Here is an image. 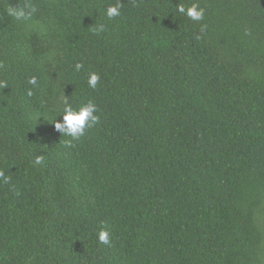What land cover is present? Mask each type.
Masks as SVG:
<instances>
[{
	"label": "trees",
	"instance_id": "trees-1",
	"mask_svg": "<svg viewBox=\"0 0 264 264\" xmlns=\"http://www.w3.org/2000/svg\"><path fill=\"white\" fill-rule=\"evenodd\" d=\"M0 173V264H264V0H0Z\"/></svg>",
	"mask_w": 264,
	"mask_h": 264
},
{
	"label": "clouds",
	"instance_id": "clouds-1",
	"mask_svg": "<svg viewBox=\"0 0 264 264\" xmlns=\"http://www.w3.org/2000/svg\"><path fill=\"white\" fill-rule=\"evenodd\" d=\"M121 4L117 2L116 5L108 7L106 10V15L109 18L120 15ZM7 14L17 21L24 23H29L33 20V17L37 13L38 9L32 4H15L10 5L6 9ZM177 11L180 14L186 15L193 21H202L205 16V10L199 6V4L194 3L189 7L184 5H178ZM83 65L76 64L75 69L79 71ZM100 80L99 75L96 73H91L88 79V85L91 88H95ZM31 84H35L36 80L33 78L30 81ZM31 95V92H29ZM99 111L98 106L93 101H88L79 108H73L70 104H66L63 114L62 121H56L54 123L55 130L61 133L63 136H69L72 140H79L85 135L86 130L91 128L99 121V116L97 112ZM36 163H41V158L37 157ZM3 174L0 173V176ZM98 239L103 244L110 243L109 233L105 230L100 231L98 234Z\"/></svg>",
	"mask_w": 264,
	"mask_h": 264
}]
</instances>
